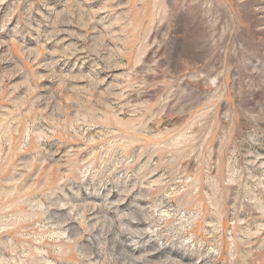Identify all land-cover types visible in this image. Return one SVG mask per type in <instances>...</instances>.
<instances>
[{"label":"rangeland","instance_id":"obj_1","mask_svg":"<svg viewBox=\"0 0 264 264\" xmlns=\"http://www.w3.org/2000/svg\"><path fill=\"white\" fill-rule=\"evenodd\" d=\"M0 264H264V0H0Z\"/></svg>","mask_w":264,"mask_h":264}]
</instances>
